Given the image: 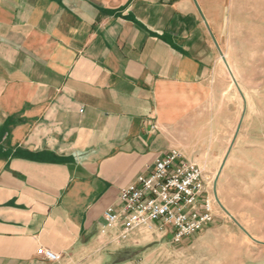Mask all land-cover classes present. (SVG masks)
I'll list each match as a JSON object with an SVG mask.
<instances>
[{
	"label": "crops",
	"instance_id": "obj_1",
	"mask_svg": "<svg viewBox=\"0 0 264 264\" xmlns=\"http://www.w3.org/2000/svg\"><path fill=\"white\" fill-rule=\"evenodd\" d=\"M209 18L200 0H0V264L100 252L119 191L210 105Z\"/></svg>",
	"mask_w": 264,
	"mask_h": 264
},
{
	"label": "rangeland",
	"instance_id": "obj_2",
	"mask_svg": "<svg viewBox=\"0 0 264 264\" xmlns=\"http://www.w3.org/2000/svg\"><path fill=\"white\" fill-rule=\"evenodd\" d=\"M200 2L221 76L209 107L181 117L175 149L207 176L214 219L177 242L169 228L142 231L73 264H264V0Z\"/></svg>",
	"mask_w": 264,
	"mask_h": 264
},
{
	"label": "built area",
	"instance_id": "obj_3",
	"mask_svg": "<svg viewBox=\"0 0 264 264\" xmlns=\"http://www.w3.org/2000/svg\"><path fill=\"white\" fill-rule=\"evenodd\" d=\"M203 170L189 162L179 150H170L147 168V173L119 191L117 207L104 213L99 236L107 244L130 243L139 232L169 228L173 241L202 231L214 219V198L207 190ZM48 262L60 256L37 251Z\"/></svg>",
	"mask_w": 264,
	"mask_h": 264
}]
</instances>
